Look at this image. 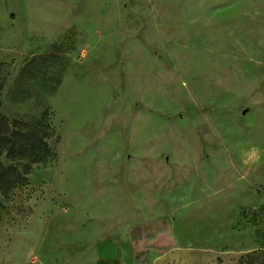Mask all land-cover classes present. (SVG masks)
I'll use <instances>...</instances> for the list:
<instances>
[{
    "label": "rangeland",
    "instance_id": "374dc122",
    "mask_svg": "<svg viewBox=\"0 0 264 264\" xmlns=\"http://www.w3.org/2000/svg\"><path fill=\"white\" fill-rule=\"evenodd\" d=\"M0 114L51 134L40 162L0 148L25 254L99 207L117 264L264 250V0H0Z\"/></svg>",
    "mask_w": 264,
    "mask_h": 264
},
{
    "label": "crops",
    "instance_id": "0c3cea01",
    "mask_svg": "<svg viewBox=\"0 0 264 264\" xmlns=\"http://www.w3.org/2000/svg\"><path fill=\"white\" fill-rule=\"evenodd\" d=\"M57 132L59 134L58 129ZM103 212L105 211L100 207L99 209L94 208L91 222L81 224L79 220H75L71 223L73 230L72 234L69 235V242L63 240L57 242L70 244L71 249L64 257H58V254L53 252L54 250L49 249L43 253L35 252L34 250L40 249H38L35 241L28 242L30 246L25 251L26 254L20 251L17 249L15 238H10L8 234L21 225L16 226L14 221L4 218L0 228V264H117V259L112 254L109 242L106 241L103 233L105 229ZM33 215V212H29L27 222L22 223L24 224L23 227L30 228L32 226ZM49 223L46 224L48 227H50ZM41 227L44 230L43 224ZM41 227H38L39 232H43ZM56 248L64 247L58 246Z\"/></svg>",
    "mask_w": 264,
    "mask_h": 264
},
{
    "label": "trees",
    "instance_id": "16d2710c",
    "mask_svg": "<svg viewBox=\"0 0 264 264\" xmlns=\"http://www.w3.org/2000/svg\"><path fill=\"white\" fill-rule=\"evenodd\" d=\"M50 136L51 134L47 132V129L34 125L28 126L16 119L10 122L4 115L0 114V148L5 146L9 157H28L30 163L43 161L44 155L50 153V147L46 141ZM23 180V171L17 170L13 166H5L0 161V193L3 194L12 189V195L16 188L25 186L18 185ZM3 181L6 183L5 187L1 184ZM240 263L264 264V250L251 251L241 258Z\"/></svg>",
    "mask_w": 264,
    "mask_h": 264
},
{
    "label": "built area",
    "instance_id": "2783aa9c",
    "mask_svg": "<svg viewBox=\"0 0 264 264\" xmlns=\"http://www.w3.org/2000/svg\"><path fill=\"white\" fill-rule=\"evenodd\" d=\"M25 190L24 186L20 188H16L9 200L8 208H7V214L11 211H17L20 216H24L26 212V204L25 199L21 198L23 195L21 193L22 190Z\"/></svg>",
    "mask_w": 264,
    "mask_h": 264
}]
</instances>
